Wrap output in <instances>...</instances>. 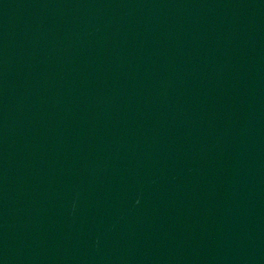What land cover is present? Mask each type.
I'll return each mask as SVG.
<instances>
[{
    "label": "water",
    "instance_id": "95a60500",
    "mask_svg": "<svg viewBox=\"0 0 264 264\" xmlns=\"http://www.w3.org/2000/svg\"><path fill=\"white\" fill-rule=\"evenodd\" d=\"M0 264H264V0H0Z\"/></svg>",
    "mask_w": 264,
    "mask_h": 264
}]
</instances>
